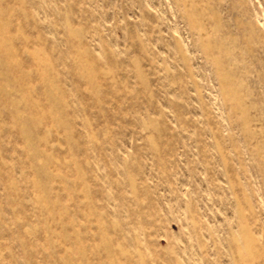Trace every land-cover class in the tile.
Segmentation results:
<instances>
[{
  "label": "rangeland",
  "instance_id": "rangeland-1",
  "mask_svg": "<svg viewBox=\"0 0 264 264\" xmlns=\"http://www.w3.org/2000/svg\"><path fill=\"white\" fill-rule=\"evenodd\" d=\"M0 264H264V0H0Z\"/></svg>",
  "mask_w": 264,
  "mask_h": 264
}]
</instances>
